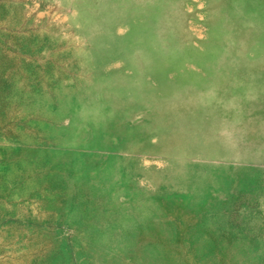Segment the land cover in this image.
Wrapping results in <instances>:
<instances>
[{
    "label": "rangeland",
    "instance_id": "1",
    "mask_svg": "<svg viewBox=\"0 0 264 264\" xmlns=\"http://www.w3.org/2000/svg\"><path fill=\"white\" fill-rule=\"evenodd\" d=\"M0 264H264V0H0Z\"/></svg>",
    "mask_w": 264,
    "mask_h": 264
}]
</instances>
